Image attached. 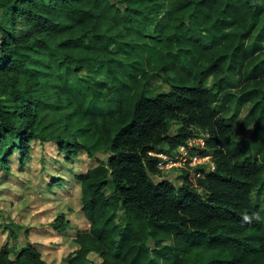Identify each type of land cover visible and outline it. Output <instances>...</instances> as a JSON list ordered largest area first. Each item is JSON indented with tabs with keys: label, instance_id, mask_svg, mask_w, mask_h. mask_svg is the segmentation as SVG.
I'll return each mask as SVG.
<instances>
[{
	"label": "trees",
	"instance_id": "trees-1",
	"mask_svg": "<svg viewBox=\"0 0 264 264\" xmlns=\"http://www.w3.org/2000/svg\"><path fill=\"white\" fill-rule=\"evenodd\" d=\"M262 41L264 0H0V170L11 173L15 156L24 165L33 142L98 163L73 176L88 227L68 264H264V210L253 201L264 194ZM156 77L169 89L149 93ZM234 105H250L248 139L226 116ZM202 134L199 154L215 169L157 182L171 170L156 154L173 158ZM70 226L65 213L51 224ZM0 228L13 241L0 264H49L28 228Z\"/></svg>",
	"mask_w": 264,
	"mask_h": 264
},
{
	"label": "rangeland",
	"instance_id": "rangeland-1",
	"mask_svg": "<svg viewBox=\"0 0 264 264\" xmlns=\"http://www.w3.org/2000/svg\"><path fill=\"white\" fill-rule=\"evenodd\" d=\"M258 51L264 56V41L258 45ZM256 56L254 55L251 60ZM228 79L227 88L235 94H240L245 85L243 68L230 72ZM205 86L209 89L214 87L213 80L206 81ZM157 88L169 89L162 79L156 77L149 84V93ZM216 109L220 113H227L225 105H217ZM249 109L250 105H234L231 112L225 114L227 117L233 113L237 115L236 128L239 134L246 138L250 137L251 130H253ZM32 146L31 157L24 165L15 156L12 159L11 173L5 174L0 170V224L5 226L14 222L21 227L28 228L31 242L42 251L49 264H68V256L76 250L73 241L76 233L88 227L81 211L80 188L72 181L73 176L87 172L98 163L84 153L68 162L52 143L33 142ZM184 170L188 171L191 179L194 178L193 170H188L185 166L173 168L169 174L155 178V180L158 182L166 178L173 184L181 186L183 176L186 174ZM165 172L168 173L169 170ZM54 178H64L66 182L70 181L71 185L67 187L65 184L59 187L53 194L47 187L54 181ZM109 195H112V191H109ZM253 201L264 210V194L259 196L258 193H254ZM61 213H65L71 221L70 229L66 234L55 232L51 227L53 220ZM114 218L120 222L122 213L117 212ZM19 236H21V231H19ZM12 243L11 232L2 231L0 228V249ZM90 259L92 264L102 262V259L95 255Z\"/></svg>",
	"mask_w": 264,
	"mask_h": 264
},
{
	"label": "built area",
	"instance_id": "built-area-1",
	"mask_svg": "<svg viewBox=\"0 0 264 264\" xmlns=\"http://www.w3.org/2000/svg\"><path fill=\"white\" fill-rule=\"evenodd\" d=\"M206 144V137L202 134L199 137L190 139L186 145L181 146L177 151V155L173 158L165 155H157L162 159L159 163L161 170H171L173 168H182L187 166L188 170H193L194 177H201L202 172L196 170L198 166H203L206 163L211 170L215 169L214 164L210 160V156H201L199 148H204Z\"/></svg>",
	"mask_w": 264,
	"mask_h": 264
},
{
	"label": "crops",
	"instance_id": "crops-1",
	"mask_svg": "<svg viewBox=\"0 0 264 264\" xmlns=\"http://www.w3.org/2000/svg\"><path fill=\"white\" fill-rule=\"evenodd\" d=\"M251 132H252V130H251ZM250 135H251V133H250ZM245 138H246V137H245ZM248 138H249V137H248ZM248 138H247V139H248Z\"/></svg>",
	"mask_w": 264,
	"mask_h": 264
}]
</instances>
